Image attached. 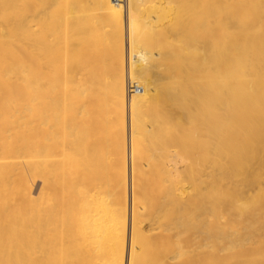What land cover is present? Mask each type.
<instances>
[{"label": "bare ground", "instance_id": "obj_1", "mask_svg": "<svg viewBox=\"0 0 264 264\" xmlns=\"http://www.w3.org/2000/svg\"><path fill=\"white\" fill-rule=\"evenodd\" d=\"M232 147L261 162L264 0H0V264H198Z\"/></svg>", "mask_w": 264, "mask_h": 264}, {"label": "rangeland", "instance_id": "obj_2", "mask_svg": "<svg viewBox=\"0 0 264 264\" xmlns=\"http://www.w3.org/2000/svg\"><path fill=\"white\" fill-rule=\"evenodd\" d=\"M236 149H228L234 152L232 161L220 164L209 162L206 166H200L196 174L195 184L198 187L209 179L211 207L209 254L207 259L199 257L198 264H226L232 255L233 258L239 257L240 249L244 250L254 242L264 254V177L261 175L262 178L258 179V176L250 187L245 180L249 171L261 169L264 172V152L260 150L261 162H245L239 155L240 149ZM205 170H208V178L203 176ZM245 201H248L249 207L244 206ZM255 203L256 207H252ZM249 208H255L252 214L248 212ZM203 231L204 224L199 222L193 230L198 242ZM168 241V238H164V242ZM182 241H185L184 238Z\"/></svg>", "mask_w": 264, "mask_h": 264}, {"label": "built area", "instance_id": "obj_3", "mask_svg": "<svg viewBox=\"0 0 264 264\" xmlns=\"http://www.w3.org/2000/svg\"><path fill=\"white\" fill-rule=\"evenodd\" d=\"M131 89H137V90H140L139 87H131Z\"/></svg>", "mask_w": 264, "mask_h": 264}]
</instances>
